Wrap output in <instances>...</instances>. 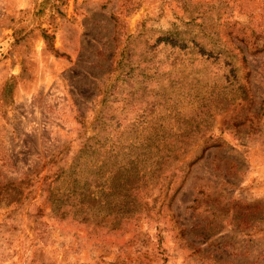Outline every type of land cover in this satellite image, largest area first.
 Masks as SVG:
<instances>
[{"label":"rangeland","instance_id":"obj_1","mask_svg":"<svg viewBox=\"0 0 264 264\" xmlns=\"http://www.w3.org/2000/svg\"><path fill=\"white\" fill-rule=\"evenodd\" d=\"M149 134L179 157L133 220L52 209ZM0 264H264V0H0Z\"/></svg>","mask_w":264,"mask_h":264},{"label":"trees","instance_id":"obj_2","mask_svg":"<svg viewBox=\"0 0 264 264\" xmlns=\"http://www.w3.org/2000/svg\"><path fill=\"white\" fill-rule=\"evenodd\" d=\"M155 136L156 134H149L140 146L141 148L134 152L133 156H131V160L126 164L117 166L116 168H109L110 174L113 177L112 183L109 186H105V182L99 178L98 175L102 176V169L104 166H109L112 157L117 160V154L112 152L111 149L104 151L109 154L101 160V163L98 161L93 163L92 166H95V169H91V172L88 173L87 169L84 168L82 171L83 177L76 176L75 178H72L73 171L75 168L79 167V163L76 166L72 164L70 167H59L54 171L55 174L53 175L56 177L52 181H49L47 176H45L42 185H44L43 188L46 192L47 198L51 201L52 209H60V216L62 218H69V214H73L74 216H82L80 218L81 220L86 219L85 221H91L92 212L90 211V208L94 206L96 208L99 206L102 207L103 205L108 206L114 215L111 220L115 219L112 223L113 226H111L112 229L118 227L124 219L127 221L133 220L132 216L134 215V212H136L138 202L146 203L145 198H143L144 195H141L140 188L142 190V186L145 184L153 185L160 177L166 178L167 176L163 173L164 171H157L161 169L162 164L179 157V153L175 152L174 148L172 149L167 145L162 147L158 144L157 146L156 144H153L154 140H152V138H155ZM181 136L182 135H179L178 137ZM159 137L156 136L155 140H157V142L163 140L162 137ZM163 137L164 139H167L166 136L163 135ZM178 139L179 138L173 139V141L175 142ZM91 146L92 145H90L91 155L95 157L100 150L97 149L96 146L92 149ZM187 152L188 150H184L182 151V154H186ZM146 157L157 160L155 166H150V170H144L143 168V165H146ZM154 168L159 169L155 170ZM95 172H97V175L91 177ZM65 174H67V178L70 179L69 182L75 186L73 190L72 188H69L68 190L66 189L65 191L60 190L63 187L61 181ZM80 178L87 180H84V182L81 181ZM153 178L156 179L152 180ZM161 189L162 187H160V190ZM116 195L117 197L114 200V196ZM25 197L14 196L5 198V203L12 204L14 202H22ZM193 207L196 206L193 205ZM33 215L36 217L46 215L45 207L40 206L38 211ZM97 219H101V215H98ZM104 219L103 216L102 221H104ZM111 220L107 219L106 221L109 222ZM95 225L99 226V223H96ZM105 225L109 224L105 223Z\"/></svg>","mask_w":264,"mask_h":264}]
</instances>
